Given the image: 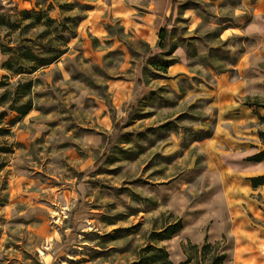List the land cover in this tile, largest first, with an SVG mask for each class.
I'll return each mask as SVG.
<instances>
[{
  "label": "rangeland",
  "instance_id": "1",
  "mask_svg": "<svg viewBox=\"0 0 264 264\" xmlns=\"http://www.w3.org/2000/svg\"><path fill=\"white\" fill-rule=\"evenodd\" d=\"M254 8L0 0V264H136L156 248L180 264L206 243L264 264V198L247 178L264 150ZM231 120L247 133L213 141Z\"/></svg>",
  "mask_w": 264,
  "mask_h": 264
},
{
  "label": "trees",
  "instance_id": "2",
  "mask_svg": "<svg viewBox=\"0 0 264 264\" xmlns=\"http://www.w3.org/2000/svg\"><path fill=\"white\" fill-rule=\"evenodd\" d=\"M159 38L161 40L160 48L163 53L168 52L171 49L169 43L170 40V31L168 29L161 30L159 33ZM61 55H56L53 58H48L40 66H48L53 64ZM9 63V62H7ZM0 84L1 81H0ZM13 111L18 112L21 115H26L28 111H18L17 109H12ZM259 138L264 142V132L259 133ZM248 162L253 163H262L264 162V150L257 153L256 155L247 159ZM251 185L254 189L264 186V175L254 177L250 179ZM183 229V224L181 221H177L174 224L170 225L167 228H164L158 233H154L153 237L155 241H165L170 240L174 236L178 235ZM156 253L150 257V262L146 261L145 263H136V264H173L169 255L164 248H156L154 250ZM186 260L180 264H228L229 256L227 252L219 244L206 243L203 246H184L183 247Z\"/></svg>",
  "mask_w": 264,
  "mask_h": 264
},
{
  "label": "crops",
  "instance_id": "3",
  "mask_svg": "<svg viewBox=\"0 0 264 264\" xmlns=\"http://www.w3.org/2000/svg\"><path fill=\"white\" fill-rule=\"evenodd\" d=\"M250 4H253L255 6L252 20L255 21L257 24L258 21L264 23V0H250ZM263 27V24H260ZM163 30V29H162ZM258 34V35H257ZM262 33H256V36L254 38L258 39ZM250 54L246 53V58L247 60L249 59ZM235 123L233 120L229 121L230 125H221L217 130L215 131V138L212 139L213 141L217 140H224L225 142L228 143L230 139L229 136L233 137L234 134L239 135L237 130L243 131L242 135H245L247 133V130L243 128V126H240L239 123L235 126ZM234 128H237L235 131ZM248 162V161H247ZM250 167L248 166V173H247V178L249 181V185L252 188L253 191L257 192L258 194H261L264 198V186H260L256 189H254L251 185V178L258 177L264 175V162L262 163H253V162H248ZM264 232V231H263ZM264 240V237H262Z\"/></svg>",
  "mask_w": 264,
  "mask_h": 264
}]
</instances>
